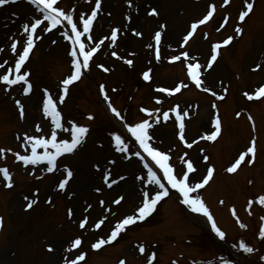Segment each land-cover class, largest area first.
Instances as JSON below:
<instances>
[{"label": "rangeland", "instance_id": "rangeland-1", "mask_svg": "<svg viewBox=\"0 0 264 264\" xmlns=\"http://www.w3.org/2000/svg\"><path fill=\"white\" fill-rule=\"evenodd\" d=\"M208 3L215 4L218 10L215 19L208 25H198L194 38L181 47V36L189 30L191 23L199 20ZM59 6L66 11L72 9L76 20L80 14H90L94 0H59ZM151 8H156L159 15L146 16ZM133 9L141 10L139 17L132 12ZM242 10L243 0H229L228 5H223V0H132L131 5L128 0H102L92 33L97 40L104 39V44L94 54L89 69L82 70L81 79L70 86L63 104L58 103L60 82L71 74L73 68L68 54L70 42L63 39L61 33L70 30V26L65 23L47 33H41L38 27L36 35L42 38L36 41L29 60L22 68V71L30 72L29 80L33 87L29 95L23 94L22 84L8 87L0 82V148L12 150L6 160L2 159L6 153L0 158V167L8 168L15 186L14 189L5 188L6 182L0 177V217L4 221L0 229V264H63V257L73 258L79 251L86 253L87 262L82 264H118L121 259L125 264H147L152 253L159 254L156 264H201L209 261L210 264H227V251L235 259L243 260L244 264H257V260L264 256V240L260 243L253 238L248 239L250 246L256 249V255H245L239 247L241 241H237L241 237L245 242L244 235L238 231V225L228 213L229 207L235 206L242 220L248 224L255 220L258 224V216L264 210V205L258 201L264 193V101H250L244 95L245 92L253 94L264 84V0H254L253 11L243 24L238 20ZM31 11L33 8L28 0H16L15 3L0 7V64H3L0 75L14 67L17 54L12 53L10 45L15 39L19 42L17 53L22 49L21 45L26 40L23 24L33 22L36 18L42 19L41 14L33 11V15ZM128 12L133 18L129 29L136 28L142 34L141 37L128 32V36L121 39L120 43L108 47L110 41L105 38L110 36L113 27L120 29L118 36L123 37L121 29L128 26ZM161 24L165 25V30L160 29ZM221 24H224L223 28H220ZM237 24L243 28L240 36L234 32ZM158 30L162 32L163 41L159 45V62L155 59L154 50V34ZM170 35L172 41L168 40ZM228 36L234 38L229 45L219 50L220 55L213 68L202 72V87L206 86L218 95L223 94L226 96L223 100L218 102L210 92L206 96L201 90L186 92L187 88L182 89L181 94L177 93L179 95L175 99L156 91L160 87L171 89L181 81L189 82L183 59L170 62L172 55L187 51L189 57L195 56L202 64L211 53V45ZM166 43L169 44L167 47ZM149 44L153 47H147ZM112 51H116L122 59L113 57ZM124 59H132L133 65L129 67ZM257 64L261 67L256 68ZM97 65L108 67L110 71L105 73ZM148 69L152 70L151 79L143 81L142 73ZM100 85H104L108 101L100 92ZM225 87L226 94L223 92ZM44 89H48L57 101L64 127L70 128L68 122L72 121L90 129L85 143L74 153L59 157L57 169L52 173L42 171L47 167L46 162L25 166L13 155L15 152L30 154V147L27 151L21 147L25 133L50 138L52 125L42 111ZM17 99L24 106L23 119L15 104ZM157 99L161 103H157ZM109 102L124 117L123 125L149 118L141 112V108L154 112L159 107L162 113L166 108L171 109L173 103H179L183 110L189 109L192 118L185 124L188 128L184 135L188 142L193 139L198 141L192 148L183 147L179 142L178 127L171 112L167 122L161 120L149 131L154 138L153 146L171 156L174 174H179L176 176H181L185 171L186 164L183 161L190 159L193 162L197 172L190 176V184L199 182L208 166L216 165L217 174L213 184L200 196L217 218V227H222L225 233L223 239L214 234L197 213L189 207L185 211L180 209L175 200L170 198L159 207L157 216L154 214L145 219L146 224L137 226L144 220L133 224L137 227L131 225L133 228L122 237L120 246L103 248L99 251L101 253L93 254L94 249L90 245L97 239H106L114 223L126 215L134 214L142 203L144 191L152 192L144 185L147 172L141 166L140 158L132 155L137 151L142 155L139 145L108 113L103 103ZM214 103L216 109L212 108ZM238 112L239 116L236 115ZM218 113L223 123L222 137L217 142L200 139L212 130L211 120ZM89 114L94 115V119L89 120ZM248 116L252 117L254 128ZM37 125L40 132L36 131ZM114 133L121 135L127 143V154L115 151V142L112 140ZM18 136L21 139L18 140ZM57 138L70 139V132L58 130ZM253 138L259 145V150L256 148V163L252 167L246 163L234 175H226L225 167L233 162L240 150L246 151ZM38 151L42 152L43 149ZM125 155L129 159H125ZM204 155L209 157L208 162L203 161ZM65 166L74 174L66 189L60 191L58 183L65 176ZM105 170L111 173L110 180H117L111 188L103 183L102 173ZM96 188L101 191H95ZM199 191L192 195H198ZM120 196L124 197L121 203L113 204L112 201ZM25 197L37 199L38 203L26 211ZM101 200L104 201L103 205L99 203ZM249 200L253 201L251 207L248 206ZM88 205L91 208L85 211ZM69 209L73 213L71 218L68 217ZM247 214H254V219H245ZM85 216L88 223L84 229H80L78 222ZM100 219L105 222L100 229H94L92 225ZM248 233L246 236H249ZM76 237L82 240L80 248L65 252ZM141 244L146 247L143 254L138 252ZM47 245L53 247L52 252L46 250ZM171 258L179 261H170Z\"/></svg>", "mask_w": 264, "mask_h": 264}, {"label": "snow or ice", "instance_id": "snow-or-ice-1", "mask_svg": "<svg viewBox=\"0 0 264 264\" xmlns=\"http://www.w3.org/2000/svg\"><path fill=\"white\" fill-rule=\"evenodd\" d=\"M16 0H0V7L9 5L11 3H15ZM31 5H34L36 10L42 15L41 18H36L33 22L23 24V33L26 34V40L21 45L22 50L17 53L18 41L12 39L10 48L12 53L17 54V58L14 62V67L8 68L5 70V74L0 75V82H3L8 87L22 84L23 85V94L28 95L33 87L29 80L30 72L22 71L23 66L29 60L30 53L35 47V43L37 40L41 39L40 35H36L38 27L40 28L41 33H47L56 29L57 26L64 25L66 23L67 26H70V30L63 31L61 33L63 39L70 42V51L69 56L71 57V65L73 71L70 75L64 78L61 84V93L58 97V103L63 104L65 102L66 97L69 94L70 86L75 82L79 81L82 76V69L87 70L90 67V61L97 51L101 48V45L104 44V39H98L96 42H93V36L91 35L93 30L94 21L98 16V12L102 7V0H94V7L91 8L90 14L85 16L84 14H80L76 20H74V11L72 9L65 10L59 6V0H28ZM132 0H128L129 5H131ZM244 10L240 11L238 14V20L240 22H245L246 17L250 15L254 8V0H243ZM229 0H223V5H228ZM216 11V6L213 3H209L206 9V14L202 16L201 19L191 23L190 29L187 31L186 35L182 38L181 47H184L188 44L189 39L196 32L198 25H204L210 19L213 18L214 12ZM150 16H158L159 13L156 8H151L148 13ZM46 22V23H45ZM225 23H227V17H225ZM44 25L43 27H40ZM82 26V27H80ZM160 29H164L165 25L161 24ZM224 24L220 25V28H223ZM219 30V29H217ZM120 29L113 27L110 32V36L106 37L110 43L108 47H114L118 40V33ZM234 32L236 36H240L243 33V28L237 24L234 28ZM134 35L137 37L142 34L139 31L133 30ZM233 36H228L220 42L214 43L211 45V53L210 58L206 61L204 65H201L195 56L189 57V53L187 51H182L178 55H172L170 57V62L181 61L186 66L187 76L190 81L194 84L197 89L205 93H211L213 97L218 100H223L224 95H218L216 91L210 90L208 87H202L203 80L201 79V69L204 72L209 71L213 68L214 62L217 61L218 56L220 55L219 50L222 46H227L233 40ZM162 39V32L156 31L154 34L155 41V59L159 62L161 58L160 53V43ZM86 41L88 43H86ZM55 43V41H53ZM147 47L152 48L153 45L149 44ZM111 55L116 57L117 59H122L117 55L116 51H112ZM191 60L192 62H189ZM124 63L129 67L133 65L132 59H124ZM97 67L102 68V70L107 73L110 71L108 67L103 65H97ZM261 65L257 64L256 68H260ZM0 68H3V64H0ZM152 70L148 69L142 73L143 79L145 81H149L151 79L150 72ZM188 84L183 81L175 84L171 89L167 87L157 88L156 91L165 93L167 96L171 97L176 93H180L182 89L187 88ZM114 91V89H113ZM44 98L42 102V111L45 118L50 119V123L52 125L50 138H45L44 136H34L28 135L25 133L22 138L21 147L27 148L30 147V154L21 155L19 152L13 153L15 159L23 163V165H39L41 163L46 162L47 167L42 169V171H46L48 173H52L57 169V159L64 154L74 153L81 145H83L86 141V138L89 134V127L86 125H79L75 122L69 121L68 123L71 125L70 128L64 127L62 122V114L57 108V101L53 99L52 95L49 93L48 89H44ZM100 92L104 95L105 101L109 100V97L105 93L104 85H100ZM223 92L226 94L227 88L223 89ZM245 97L248 100H259L264 98V86L258 87L253 94H249L248 92L244 93ZM157 103H161L159 99L156 100ZM15 104L19 110L20 118L24 117V106L20 100H15ZM111 112L121 121L124 120V117L121 116V113L117 111L115 107L108 104ZM212 108L216 109V104H212ZM141 112L146 113L149 117L142 121L133 123L131 125L124 123V127L127 132L135 138V141L138 143L140 149L146 153L147 157L151 158V161L154 162L156 166L163 172V179L167 180L168 185L171 188L176 189L177 192L182 196L183 203L187 205L192 212L201 213L203 216L207 217V220L211 223L212 230L216 233L218 237L223 239L225 237V233L217 227L213 216L211 215L208 207L205 205V202L202 200L200 195L193 196L192 193H196L197 190L203 189L209 182L212 180L214 175V168L212 166H208L206 168V174H204L199 182L190 184L189 179L190 173H195L197 169L194 167L193 162L189 160L183 161L186 164V170L182 173L181 178H177L174 174V168L169 163L170 155L164 151H160L153 146V136L150 134V129L154 127V125L159 124L161 120L167 122L170 119L169 113L174 114L175 122L177 123L179 129V140L182 144H184L187 148H192L194 144L198 141L193 139L191 142H188L185 139V118L188 117L189 113L187 110H181L179 105L173 106L171 109L163 111L160 113V109H155L154 112L147 108H141ZM237 116L240 113H236ZM89 120L94 119L92 115H88ZM248 119L251 121L252 117L249 116ZM150 120L152 122H150ZM212 130L201 136L200 139L207 141H216L217 138L221 135L222 131V121L218 114L215 115L214 119L211 120ZM58 130H62L64 132H70V139H59L58 140ZM36 131L40 132L41 129L39 125L36 126ZM17 139H21V137H17ZM112 140L115 142V151L119 153L127 154L129 152V148L125 140L119 134H112ZM38 149H43L42 152L38 151ZM51 149V150H50ZM11 152V149L5 150L4 148H0V158H2L5 152ZM203 151V150H201ZM140 158L141 161L145 160V157L141 155L139 151L132 153ZM256 155V141L253 138L250 142V145L247 147L246 151H243L239 154L238 158L234 160L228 166L225 171L227 173L233 174L236 173L242 163L246 162L251 165L254 163ZM246 157L248 159L246 160ZM125 159H129L128 155L124 156ZM203 161L207 162L209 157L204 155L202 157ZM110 163H115V161H110ZM94 167H98L94 165ZM144 168L147 169V179L148 182L156 187L152 189L151 194L148 191H144L142 193V203L136 209L135 213L132 215H126L118 222L115 223L114 228L110 231V234L107 238L97 239L94 243L90 245V247L94 250L101 249L102 246L111 244L116 241L120 234L126 230L127 226H131L138 221H144L156 208L158 202L163 198L169 195V189L165 186L164 183L161 182V178L158 177L157 173L153 171L151 167H149L148 163H144ZM65 176L58 183V189L60 191H64L66 186L69 183V180L73 177V171L67 166L63 169ZM0 174H2L3 180L6 182L4 184L5 188L11 189L13 187L12 175L10 174L7 167H0ZM111 173L105 170L102 173L103 183L111 188L114 184L117 183L116 179L110 180ZM120 179H123L121 177ZM251 183V181H249ZM95 191L100 192V188H96ZM27 203L25 205V210L32 209L37 203V199H28L24 198ZM124 199L123 196L116 198L112 201L113 204L119 205L121 201ZM258 201L261 205H264V195L258 198ZM51 203V200L48 201ZM101 205L104 204V201H99ZM223 203V201H221ZM253 201H248V206L251 207ZM91 208V205H88L85 211ZM73 215L72 210H68V217L71 218ZM232 215L236 217L235 209H232ZM237 223H239L241 228L246 227L243 223L239 221V218L236 217ZM264 220V217H261ZM104 219H100L98 222L94 223L92 227L94 229H100L101 225L104 223ZM88 223L87 216L81 218L78 222V227L80 229H84L86 224ZM4 221L3 218L0 217V229L3 228ZM259 237L264 239V226H261L259 230ZM82 244V240L80 237H76L70 242V246L65 249V252H71L72 250L79 249ZM239 247L243 250V252L252 254L256 251L253 247L247 245L245 242H241ZM46 250L48 252L53 251V247L51 245L46 246ZM139 253L143 254L145 252V247L141 244L138 246ZM155 259V253H152L148 259L147 264H153V260ZM261 260H264V256L260 257ZM86 261V253L84 251H79L78 254L74 255L73 258H69L68 256L63 257V264H82V262ZM119 264H125V261L121 259Z\"/></svg>", "mask_w": 264, "mask_h": 264}, {"label": "bare ground", "instance_id": "bare-ground-1", "mask_svg": "<svg viewBox=\"0 0 264 264\" xmlns=\"http://www.w3.org/2000/svg\"><path fill=\"white\" fill-rule=\"evenodd\" d=\"M35 13H37V11L36 10H33ZM33 11H31V13L33 14V15H35L34 14V12ZM26 15H27V12H26ZM133 22V21H132ZM136 23H137V21H136ZM15 34H19V32H16ZM92 36H93V39H96V35H94V34H92ZM169 41H172L173 40V37L170 35V39H168ZM95 41H97V39L95 40ZM264 99V98H263ZM262 99V100H263ZM213 181V180H212ZM163 203V201L159 204V205H161Z\"/></svg>", "mask_w": 264, "mask_h": 264}]
</instances>
